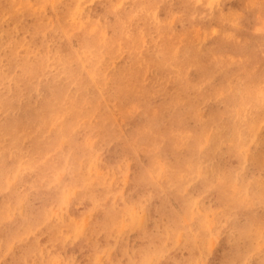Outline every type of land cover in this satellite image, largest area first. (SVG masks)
Listing matches in <instances>:
<instances>
[{"label": "rangeland", "instance_id": "374dc122", "mask_svg": "<svg viewBox=\"0 0 264 264\" xmlns=\"http://www.w3.org/2000/svg\"><path fill=\"white\" fill-rule=\"evenodd\" d=\"M44 1L46 2H42L41 6L47 14L44 18L46 22V20H51L50 18L53 19V7L61 0ZM29 4L30 2H25V5ZM92 4V10L96 14L104 12L102 5L105 3L97 0ZM130 4L131 1L127 0L124 5L125 10L130 9ZM6 5V0H3L0 9ZM171 7L179 19L175 23V30L179 35L171 38L176 39L178 48L175 56V60H178L173 75L168 74V67L164 66L166 63L160 58L156 68L144 71L136 68L137 76L141 78L142 83L135 84V81L129 80L125 82V85L131 82L130 87L135 89L134 93L138 90L141 97L135 95L132 102L128 99L120 100L119 90L116 88L111 90V100L106 108L109 126L113 127L107 136L110 138L104 143L99 138V134L92 136L94 138L92 145L98 153L96 155L98 160L94 162L96 164L94 172H96L93 173V177L94 174L96 177H85L80 185L75 186V189L73 188V191L64 197L66 203L58 202L59 205H53L50 208L52 215L54 214L53 218L62 216L66 218V223L71 224V226L66 224L67 229L63 230L65 236L62 235V238L65 242L60 243L56 240L55 248L49 252H42L43 255L32 253L28 264H46L48 260L47 264H131L136 257V252L142 248L148 238L152 239V237L158 238L159 250L149 253V264H176L174 261L176 253L180 255L178 257L182 264H189V260L192 261L190 264H218L217 262L222 259L221 264H223L224 260L232 259L235 252L240 254L236 264H259L261 262L264 264V236H262L264 192L261 191L264 188V165H261L260 170V166L255 170L254 162L251 160V154L253 156L255 154L256 157L257 150L252 146H240L238 149V153L245 149L241 156H250L246 161L240 160L237 166L239 168L235 169L237 176L240 178L246 176L248 177L247 182L250 181L245 188L246 195L243 194L244 189L240 178L237 177V184L233 181H230L231 185L228 183L234 172L230 169L237 165V162L232 161L233 166H224V162L214 156L203 160L202 166L197 168L192 177L186 175L192 173L194 169L193 167L189 169L193 162L188 160L187 145L198 143L199 156L212 149V136L208 135L207 139L199 136L204 131L202 123L213 120L215 126L205 129L214 133L217 124L224 125L225 128L228 112L235 113V106L240 107L244 117H252L264 112V110L261 111L264 105V78L261 83L253 79V70L258 73L257 69L264 67V0H226L223 13L227 15L229 24L224 27L227 36L223 44H220V32L209 34L202 22L197 21L200 17L195 16L191 20L178 10L177 3H173ZM22 14L26 17V13ZM103 18L111 34L116 26L115 17L107 14ZM137 21L140 22L138 26L144 25L141 19ZM210 22L213 26L214 19L204 21V23ZM24 23L28 25L29 20L25 19ZM50 27H44L43 31L35 36L37 44L40 45L43 41L45 44L48 43L50 48L53 46L63 50L66 43L70 42L71 44L68 45L75 51H79V38L69 37L68 41L67 38L66 40L58 39L53 32L47 31L51 30ZM194 36L204 40L201 50H196L198 54L192 51L195 46L184 47L189 40V43L192 41V39H187ZM195 41L199 42V40ZM37 50L40 55L46 52V49L41 46ZM200 54H207L209 60L205 62ZM213 58H220L223 63L213 67L214 64L211 62ZM123 62L125 64L129 62L126 56L117 60L120 65ZM239 66L243 68L242 73L238 72ZM219 69L221 70L218 71ZM224 69H227L226 73L222 72ZM211 70L214 72L210 83L206 85L202 83L204 73H210ZM246 73H249L252 90L255 89L254 91L260 95L263 103L262 100L259 104L253 102L252 105L246 102L250 99L246 97L248 96L245 89ZM106 74L112 77L111 72ZM108 82V86L113 87V81L109 79ZM256 86L260 88L257 89ZM127 94H131V91H127ZM234 98H241L243 101L236 103ZM92 105L88 103L85 108L86 116L92 111ZM160 110L163 112L157 116ZM35 123L34 120L31 124ZM113 135L117 137L111 138ZM83 136V133H79L75 142L83 144ZM168 136L174 137L173 148L166 146ZM231 140V138L225 140L224 152L231 145ZM28 143L31 144L32 141ZM162 143L166 147H163ZM66 145L63 150L68 148ZM49 156L52 157V154ZM176 157L180 163H184L183 171L189 169L186 174H177L173 170L172 166L176 164ZM150 163H153L155 167L152 165L150 167ZM139 168L145 171L148 169V172L152 168L153 178L157 182L153 185L143 183L136 187V190L127 186L129 178L136 175ZM240 168L246 171L241 172ZM202 171L211 183L210 186L205 183L207 196L196 194L200 187L192 193L189 199L179 197L174 187L169 186L166 189L168 195L162 199L170 203L177 213L174 224H171V219L160 212V203L164 201L157 196L154 187L165 179L180 176L181 183L185 185L182 192L186 190L187 194L196 189ZM23 174L30 175L31 172L27 168ZM91 179L95 182L91 181L92 184H89ZM62 180H65L64 176ZM217 181L227 183V192L231 196L225 205H222L217 198L219 191L213 186L218 185ZM17 183L19 190H22V179L20 178ZM93 183L98 184L95 187V194L99 197L96 199L99 203L90 200V192L94 189ZM119 186L121 187L118 188ZM30 189V187L26 189L28 198L26 197V206L22 214L26 218L31 216V208H38V214L41 215L40 211L45 206L47 208L51 206L53 202L52 196L49 197L41 191ZM186 202L191 203L190 207L184 206ZM106 205L110 206L114 216L111 222L107 220V229L103 225L104 216L109 211ZM181 206H184L185 210ZM11 211L10 218L20 217L17 214L18 210ZM250 220L257 230H255L256 233L254 230L246 231L249 235L256 234L248 242L247 239H240L238 228L244 227ZM42 230V228H36L34 231L39 233ZM187 234L191 238V243L186 247L184 243ZM152 243L156 244V239L152 240ZM15 248L14 254H18L20 249L18 246ZM155 254H158V258ZM8 258L10 259V256Z\"/></svg>", "mask_w": 264, "mask_h": 264}, {"label": "bare ground", "instance_id": "6f19581e", "mask_svg": "<svg viewBox=\"0 0 264 264\" xmlns=\"http://www.w3.org/2000/svg\"><path fill=\"white\" fill-rule=\"evenodd\" d=\"M2 1L0 0V5ZM95 1L97 0H61L58 5L53 7V19L50 18L51 20H46V22L44 18L47 14L41 6L42 2H46L44 0H6L7 5L0 9V264H28L32 253L42 254V252L53 250L56 240L60 243L61 241L65 242V239L62 238L63 230L67 229L65 227L69 223H66V218L62 216L53 218L54 214L52 215L50 208L53 205H59L58 202L66 203L64 197L73 191L75 186L80 185L85 177H96L95 174L93 177V173L96 172H94L96 168L94 162L98 160V156H96L98 153L92 145L94 143L92 136L99 134V138L104 143L108 142L110 138L107 136L113 127L109 126L106 108H108L107 103L111 100V90L113 88L119 90L120 100L128 99L132 102L135 95L141 97L138 90L134 93L135 89L130 87L131 82L129 81H135V84L142 83L141 78L137 76L136 68L142 71L156 68L160 58L166 63L164 66L168 67V74L173 75L178 60H175L178 48L176 39L171 38L179 35L175 30V23L179 19L178 15L173 13L171 5L177 3L178 10L191 20L195 16L200 17L197 21L202 22L209 34L213 35L214 32L219 31L220 44L224 43L227 36L224 27L229 23L227 15L223 13L226 0H130L129 10H125L124 6L127 0H100L105 3L102 5L104 12L100 14H96L92 10V3ZM25 2H30V4L25 5ZM22 13H26V17ZM107 14L115 17L116 26L115 29H112L111 34L104 23L103 17ZM204 18H206L204 21L214 19V25L211 26L212 22L204 23ZM25 19L29 20L28 25H24ZM138 19H141L144 25L138 26L140 23L137 21ZM49 26H51V30L47 31L53 32V35H57L58 39L66 40L67 38L68 41L69 37L79 38V51H75L69 46L70 42L66 43L63 50L53 46L50 48L48 43L45 44L43 41L40 45L37 44L35 36L43 31L44 27ZM189 39H192V44L189 43ZM187 40L189 41L184 47L193 45L195 49L192 51L198 54L196 50H201L204 40L195 36L189 37ZM195 40H199V42L197 43ZM39 46L46 49L45 54L38 53ZM200 55L205 62L209 60L207 54ZM122 56L128 58L127 64L117 63V60ZM220 60V58L211 59L213 67L220 66L223 63ZM88 63L90 64L88 65ZM225 65L228 64L225 63ZM242 69V66H239L238 72L242 73ZM255 71L253 70V79L261 83L264 78V67L260 70L257 69L258 73ZM107 72H111L113 78L108 77ZM213 72L212 70L210 73L205 72L202 83L209 84ZM222 72L226 73L227 69ZM248 74L245 89L248 94L246 97L250 99H248L249 101L245 99V101L251 105L253 102L259 104L262 98L254 91V88L252 90ZM109 79L113 81V87L108 86ZM126 80H129V83L125 85ZM255 88L260 87L256 86ZM195 90L197 89L195 88ZM127 91H131V94H127ZM129 97L131 98L129 99ZM234 100L236 103L243 101L241 98H234ZM88 103L93 105L92 111L86 116L85 108ZM254 106L256 107V105ZM235 109V113L228 112L225 128L224 125L217 124L214 133L205 129L215 126L213 120L205 124L202 123L204 131L199 136L206 137V139L208 135L212 136V149L199 156L197 153L198 143L188 144L186 147L188 160L193 162L189 169L194 168L195 170L186 174L189 169L183 171L184 163H180L176 157V164L172 167L177 174H186L192 177L197 168L202 166L203 160L217 156L224 162V166H233L232 161L238 163L230 169L234 172L228 181V183L233 181L237 184L236 179L240 177L235 173V169L239 168L237 166L240 164V160L246 161L250 158L249 155L241 156L245 149L238 153L240 146L255 148L257 150L256 157L255 154L254 156L251 154V160L254 162L253 168L255 170L259 166V170L262 168L261 165H264V112L252 117H244L240 107L235 106ZM263 110L264 105L261 111ZM162 112L163 110H160L157 116ZM34 120L36 123L31 124ZM79 133L84 134L83 144L75 142ZM88 136L90 138H87ZM112 137L117 136L113 135ZM228 138L232 139L231 145L224 152L225 140ZM31 141V144L28 143ZM173 143L174 137L168 136V145L166 146L173 148ZM65 144L68 148L63 150ZM162 146L166 147L164 143ZM50 154L52 157L49 156ZM153 163H150V167L154 166ZM26 167L30 170V175L23 174L27 170ZM146 170L139 168L137 174L129 178L127 186L136 190V187L143 183H152V185L156 183L157 180L152 175V168L150 172L148 169ZM240 171L245 172L246 169L240 168ZM62 176L65 177V180H62ZM20 178L23 183H21L22 190H19L17 183ZM93 180L91 179L89 184L95 182ZM208 180L209 178L202 171L200 181L198 180L200 186L197 184L196 189L186 194V190L182 192L185 185L181 183L180 176H174L161 181L154 187V191L162 199L167 197L166 189L170 186L177 189L176 193L179 197L189 199L193 195L192 193L200 187L196 194L207 196L208 191L205 189V183L208 186L211 185ZM240 181L238 180L243 185V194L246 195L245 188L250 181L247 182L248 177L246 176L240 178ZM219 182L218 185H212L219 191L217 198L222 205H225L231 195L227 192V183ZM98 183L102 185L100 182ZM93 185V192H90L89 195L90 200L98 202L96 199L99 197L95 194V187L98 184L93 183ZM27 187L53 197L51 206L48 208L45 206L40 211L41 215L38 214L39 211L36 207L30 209L31 216L29 218L22 215L23 208L26 206ZM261 191L264 192V188ZM190 205L189 202L184 204L188 207ZM160 206V212L167 215L172 221L171 224H174L177 213L172 205L164 201L160 203ZM184 206L181 207L185 210ZM106 208L109 211L104 216L103 225L107 229V220L111 222L114 216L110 206L106 205ZM15 209L18 210L17 214L20 217L12 219L9 214L12 213L11 210ZM189 210L191 209L189 208ZM262 223L264 225V221ZM36 228L43 230L36 233L34 231ZM110 228L112 229V227ZM262 228L264 229V227ZM238 230L240 239H247L249 242L256 236L257 228L250 220ZM247 230H254V235H249ZM263 231L262 236H264ZM155 239L156 244H153L152 240ZM190 243L191 238L187 234L184 245L186 244L187 247ZM42 244L43 246H41ZM16 246L20 249L18 254H14ZM158 248V238H148L142 248L136 252V257L131 264H149V253H155L159 250ZM155 256L158 258V254ZM178 256L180 255L176 253L174 261L176 264H182ZM94 257L96 256L94 255ZM239 257L240 254L235 252L234 257L224 260L223 264H236ZM222 262L223 259L217 263L221 264Z\"/></svg>", "mask_w": 264, "mask_h": 264}]
</instances>
